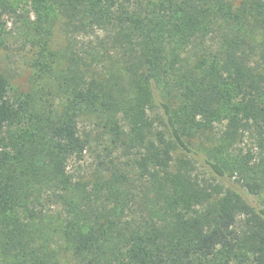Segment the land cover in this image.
Returning <instances> with one entry per match:
<instances>
[{
	"label": "trees",
	"instance_id": "obj_1",
	"mask_svg": "<svg viewBox=\"0 0 264 264\" xmlns=\"http://www.w3.org/2000/svg\"><path fill=\"white\" fill-rule=\"evenodd\" d=\"M8 16L0 264H264V0H0V49ZM81 119L113 144L87 177Z\"/></svg>",
	"mask_w": 264,
	"mask_h": 264
},
{
	"label": "rangeland",
	"instance_id": "obj_2",
	"mask_svg": "<svg viewBox=\"0 0 264 264\" xmlns=\"http://www.w3.org/2000/svg\"><path fill=\"white\" fill-rule=\"evenodd\" d=\"M24 9L26 15H30L34 18V14L30 12V7L27 6ZM8 29L11 32L9 34V48L0 49V68L4 69L11 77L14 86H19L23 89L29 88L31 75L33 73L30 68V60L33 53L28 49L27 46L23 45V38L21 36L20 22L15 17L8 16ZM86 36L81 35L78 40L82 43L87 41ZM56 41L55 46L64 44L67 40L62 34V31L56 29ZM34 59V58H33ZM80 132L83 136L88 133L91 140L87 152L84 154L82 159L72 158L69 161V170L76 177H87L94 168L96 169L98 154H107L105 146L109 145L113 149V144L109 137H107L95 123L90 119L80 120ZM117 156H123L122 149L118 151ZM126 158V157H125ZM199 173L204 176L205 168L199 167ZM232 264H250L249 262H241L234 260Z\"/></svg>",
	"mask_w": 264,
	"mask_h": 264
}]
</instances>
